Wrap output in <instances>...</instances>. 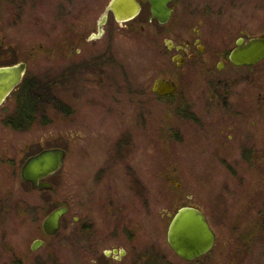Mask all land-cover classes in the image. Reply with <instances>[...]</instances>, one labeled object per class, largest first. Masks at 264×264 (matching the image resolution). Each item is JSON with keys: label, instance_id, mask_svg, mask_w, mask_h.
Wrapping results in <instances>:
<instances>
[{"label": "rangeland", "instance_id": "rangeland-1", "mask_svg": "<svg viewBox=\"0 0 264 264\" xmlns=\"http://www.w3.org/2000/svg\"><path fill=\"white\" fill-rule=\"evenodd\" d=\"M109 1L0 0V66L27 63L25 84L0 107V261L5 238L28 251L42 237L44 218L69 206L103 248L128 249L123 264H264V222L260 229L256 222L257 209L264 213V168H230L240 156L218 154L220 130L208 134L207 125L209 139L200 138L192 109L181 116L177 95L154 92L157 78L175 80L178 73L174 52L165 47L168 26L153 21L134 37H104L88 44L93 52L78 44L71 60L54 52V38L69 30L59 24L60 12L85 9L82 30L90 36ZM141 1L142 14L150 16V3ZM180 3L184 9L175 18L214 7L228 24L264 31V0ZM205 83L198 74L194 86ZM28 99L32 115L19 124ZM201 105L199 119L207 123ZM47 148L64 149L66 158L48 179L53 189L36 190L22 179V166ZM188 205L202 207L218 236L215 247L193 262L177 256L167 240L171 215ZM72 227L65 223L57 235L43 237L65 264H84L77 246L85 237ZM252 228L259 230L248 249L245 233Z\"/></svg>", "mask_w": 264, "mask_h": 264}, {"label": "flooded vegetation", "instance_id": "flooded-vegetation-1", "mask_svg": "<svg viewBox=\"0 0 264 264\" xmlns=\"http://www.w3.org/2000/svg\"><path fill=\"white\" fill-rule=\"evenodd\" d=\"M138 2L141 5L140 12L135 17L125 21H120L114 11L108 10V3L106 10L97 19L96 31L91 32L90 36H87L82 30L87 25V11L83 9L77 13L72 6L66 7L65 11L62 12L63 14L61 12L59 14L61 19L59 24L69 30L66 34H62L61 38L57 40L54 38V52L62 53L65 60H71L75 46L78 44H83L85 47L87 45L90 48L88 45L90 42L101 40L104 37L115 40L120 32L129 37H134L138 32L137 29L144 32L145 23L149 24L158 20L152 16V13L150 16L142 14L144 5L141 0ZM182 6L181 3L179 5V0H172L169 3L172 10L170 20L165 24L158 21L160 26H168L170 30L167 31V36H164V42L166 49L174 52L172 61L176 63L178 73L175 80L165 77L157 79L174 81L177 89L174 93L166 96L154 92L160 97L177 95L180 101V109H182L180 110L181 116L187 115L190 107L193 114L198 117L191 118L196 125L200 138L205 139L210 136L205 133V126L207 125L209 126L207 128L208 134L211 131L218 133L220 130V134L217 135L220 137L217 140V145H215L218 154L226 152L227 155L235 157L239 153L240 156V163L236 166H230V168H264V58L251 65H239L231 57L237 48L245 47L251 40L263 39L264 31L255 32L247 27L228 24L219 17L222 11L213 10L214 7L191 9L188 11L191 17L186 20L175 18L177 10ZM182 8L184 9V7ZM95 49L96 47L92 45L89 50L93 52ZM82 50V48H77L75 51L80 55ZM198 74L206 82L202 87L194 86ZM24 80L25 77L23 82ZM193 87L197 90H194ZM200 104H202L201 106H203L202 108L210 120L207 123L199 119L201 117L197 105L200 106ZM216 126L220 128H216ZM227 129L232 132L226 134ZM213 137L216 140V136ZM48 179L46 180L48 181ZM60 207H66L68 211L61 218V227L57 233L49 235L44 231L43 223L48 214L41 224L42 237L34 239L28 251L18 246H11L5 238L1 247L0 264H65L56 255L54 246H49L44 239L46 236L57 235L65 223L72 225V229L76 228L78 233L85 237L86 243L80 247L77 246L80 249L84 264H123L125 262L124 259L128 255L127 248L118 245L103 248L102 241L92 230L91 233L95 236L86 233L88 230L90 231L87 220L70 213L71 208L69 206ZM199 207L202 209L201 206ZM257 210L259 212H257L256 222L257 228H259L260 226L263 227L264 213L261 211L263 209L258 208ZM206 218L212 227L207 216ZM257 228H252L251 234L245 233V240L248 238L247 244L250 243L247 246L248 249L253 247L251 244L253 236H256L260 229ZM214 232L217 241L218 236L215 230Z\"/></svg>", "mask_w": 264, "mask_h": 264}, {"label": "water", "instance_id": "water-1", "mask_svg": "<svg viewBox=\"0 0 264 264\" xmlns=\"http://www.w3.org/2000/svg\"><path fill=\"white\" fill-rule=\"evenodd\" d=\"M172 0H148L152 16L159 23H167L172 15L169 3ZM108 10L116 13L120 21L135 17L141 10L138 0H111ZM232 60L239 64L251 65L264 58V38L254 39L245 47L237 48ZM27 63L0 66V107L23 82ZM177 89L174 81L157 79L154 91L161 96L172 94ZM66 151L62 148H47L29 157L21 170V177L31 183L34 189L50 190L53 185L46 179L60 171L64 165ZM66 207L52 211L44 220V231L49 235L57 233L61 218L67 213ZM167 239L172 250L183 260L193 261L209 253L216 242V234L199 206L188 205L171 215Z\"/></svg>", "mask_w": 264, "mask_h": 264}, {"label": "trees", "instance_id": "trees-1", "mask_svg": "<svg viewBox=\"0 0 264 264\" xmlns=\"http://www.w3.org/2000/svg\"><path fill=\"white\" fill-rule=\"evenodd\" d=\"M24 84H25V80H24V82H22L21 86H23ZM33 105L34 104L30 100L25 104L23 103V105L21 106V109L19 111V115H18L19 124H24L27 121V117L32 115L31 110L33 109ZM27 115H29V116H27Z\"/></svg>", "mask_w": 264, "mask_h": 264}]
</instances>
